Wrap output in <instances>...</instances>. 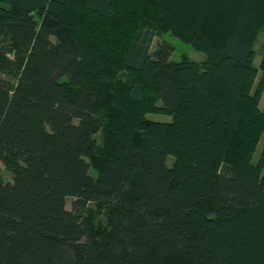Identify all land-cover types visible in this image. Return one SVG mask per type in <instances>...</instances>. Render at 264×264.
<instances>
[{
    "label": "trees",
    "instance_id": "16d2710c",
    "mask_svg": "<svg viewBox=\"0 0 264 264\" xmlns=\"http://www.w3.org/2000/svg\"><path fill=\"white\" fill-rule=\"evenodd\" d=\"M262 31L264 0H0V264H264Z\"/></svg>",
    "mask_w": 264,
    "mask_h": 264
},
{
    "label": "rangeland",
    "instance_id": "374dc122",
    "mask_svg": "<svg viewBox=\"0 0 264 264\" xmlns=\"http://www.w3.org/2000/svg\"><path fill=\"white\" fill-rule=\"evenodd\" d=\"M161 39L167 41L174 47V52L171 57L172 60H175V61L180 60L183 54L187 55L189 58L193 60H200L204 58V55L202 53L195 51V49L191 46V44L182 41L180 38L170 33H165L161 37H155L154 45L156 44V42H158V40H161ZM254 49L256 52L255 64L258 66L262 58V53L264 51V31H262L258 35L255 41ZM260 77H262V72H259L257 81L260 79ZM260 105L262 108H264V87L261 93ZM147 117L154 119V120H169L170 119V116H165L161 113H156V112L147 113ZM98 137L100 140V136ZM252 159L254 162H258L262 165V173L264 176V133L260 135L258 141L255 144L254 150L252 152ZM171 161H172V157H170L169 159V162ZM0 177L4 178L5 180L12 179V173L4 166V164L1 161H0ZM71 200H72L71 198L67 200L68 208H71ZM100 223H102L103 225L105 223V219L102 217V215H99L96 220V225H99Z\"/></svg>",
    "mask_w": 264,
    "mask_h": 264
}]
</instances>
